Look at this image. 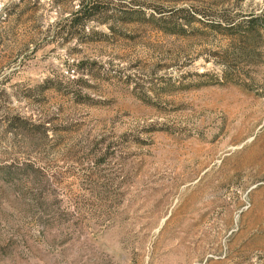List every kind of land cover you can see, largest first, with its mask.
I'll return each mask as SVG.
<instances>
[{
    "label": "rangeland",
    "instance_id": "374dc122",
    "mask_svg": "<svg viewBox=\"0 0 264 264\" xmlns=\"http://www.w3.org/2000/svg\"><path fill=\"white\" fill-rule=\"evenodd\" d=\"M79 3L0 0V264H264V0Z\"/></svg>",
    "mask_w": 264,
    "mask_h": 264
},
{
    "label": "trees",
    "instance_id": "16d2710c",
    "mask_svg": "<svg viewBox=\"0 0 264 264\" xmlns=\"http://www.w3.org/2000/svg\"><path fill=\"white\" fill-rule=\"evenodd\" d=\"M96 3L97 0H80V3L78 5V8L75 11V15L73 17V20L70 22L71 26H73L74 23H83V19L88 18L89 16L93 15V13L96 10ZM163 29L166 30L165 26H161Z\"/></svg>",
    "mask_w": 264,
    "mask_h": 264
}]
</instances>
